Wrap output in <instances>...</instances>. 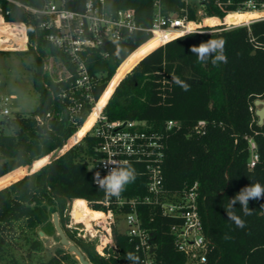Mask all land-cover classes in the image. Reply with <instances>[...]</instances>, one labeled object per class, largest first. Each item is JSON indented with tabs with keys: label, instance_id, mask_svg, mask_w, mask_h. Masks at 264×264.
I'll use <instances>...</instances> for the list:
<instances>
[{
	"label": "trees",
	"instance_id": "16d2710c",
	"mask_svg": "<svg viewBox=\"0 0 264 264\" xmlns=\"http://www.w3.org/2000/svg\"><path fill=\"white\" fill-rule=\"evenodd\" d=\"M19 1L36 7L45 2ZM85 1L66 3L68 8L81 10ZM107 3L113 10H133L142 27L152 24L154 0ZM0 5L3 12L10 10L7 21L27 23L29 49L17 52L35 55L36 62L29 68L40 95L33 112H18L4 121L12 126L13 133L0 132V252L18 248L21 240L28 243L29 255L42 250L40 231L49 236L57 233L53 223L57 212L67 237L93 264H130L128 253L137 256L134 242L118 226L113 227L115 246L107 248L106 256L98 253L96 241L80 237L67 227L69 202L82 198L90 208L100 210L105 197V192L92 182L89 167L98 140L88 133L75 144V133L98 101L100 105L106 102L103 111L110 119H144L155 130H162L168 119L182 122V128L168 138L164 183L173 192L196 182L200 186L199 209L210 241L207 261L201 264H264V200L249 201L250 215L236 205L234 211L244 221L243 228L225 213L229 197L242 187L256 182L264 185V124H258L256 112L251 109L255 99H264V20L219 32L186 34L161 46L174 34L150 39V32L138 30L122 40L106 42L87 54L89 71L95 77V101L75 94L74 99L84 104L83 110L76 113L68 109L74 103L69 92L74 78L57 81L43 69L48 54L74 66L37 28L41 18L7 0H0ZM182 7L180 0H164L165 14ZM218 38L226 41L227 63H201L189 51L193 45ZM62 90L68 91L65 98L59 96ZM200 119L207 122L203 133L193 130ZM250 138L259 153L253 168L248 165ZM61 149L64 152L58 155ZM49 155L56 157L49 161ZM33 163L35 171L26 174L27 166ZM146 180V176L136 175L122 193L145 194ZM150 214L155 215L149 228L157 264H186L187 258L176 249L170 232L173 220L146 207L144 219ZM70 255L74 254L58 250L39 264H64ZM9 264L27 263L12 255Z\"/></svg>",
	"mask_w": 264,
	"mask_h": 264
},
{
	"label": "built area",
	"instance_id": "2783aa9c",
	"mask_svg": "<svg viewBox=\"0 0 264 264\" xmlns=\"http://www.w3.org/2000/svg\"><path fill=\"white\" fill-rule=\"evenodd\" d=\"M7 1L41 18L37 28L43 31L44 38L65 54L69 63L74 66L71 68L60 56L48 54L49 58L45 60L43 69L57 81L74 78L69 90L74 103L69 104L68 109L76 113L83 110L84 104L74 99L75 94L81 93L86 99L95 101V77L89 71L87 54L91 50L101 48L106 42L122 40L138 30L150 32V39L165 33L174 34L164 39L159 45L161 46L186 34L219 32L239 26H250L253 22L264 20V0H180L183 7L169 14L164 13V0H154L155 11L149 27L139 25L133 10H113L108 6L107 0H86L81 10L68 8L66 0H45L41 7L31 6L19 0ZM8 14L10 10L3 12L0 5V18L3 22L21 25L26 36V47L15 51L28 50L30 43L27 23L7 21ZM233 14L247 15V18L229 21V16ZM208 19L217 21L207 22ZM34 48L38 49L37 43ZM108 54L104 53L105 56ZM55 60H58L61 66L57 74H54ZM67 94L68 91L62 90L59 96L65 98ZM14 98L13 94L2 98L3 114H10L8 102ZM97 102L95 101L91 113ZM103 110L104 108L100 110L92 127L85 134L91 133L98 140L96 154L89 160L90 169L92 172L100 170L103 174V169L98 165L101 161H127L135 169L136 175L146 176L147 191L145 194L132 196L121 193L119 197H108L105 194L101 201L102 208L98 210L102 215L91 220L92 229L79 225L83 220L76 218L74 214L75 199L69 202L67 214H70V219L67 227L76 231L80 237L96 241L98 253L106 256L109 254L107 248L115 246L113 227L120 223L125 224L126 228L122 231L134 242L140 264H157L154 254L156 248L149 228L150 224L155 222V215L150 214L144 219V209L152 207L163 217L173 220L170 232L176 249L186 256V264H201L207 261L210 241L199 209V184L196 182L181 191L173 192L166 188L164 183L168 138L170 133L182 128V122L168 119L162 130H155L147 120L110 119ZM50 115L48 113V116ZM206 124V120L200 119L193 130L203 133ZM84 136L75 144L80 143ZM249 144L251 156L248 165L253 168L259 160V153L252 138L249 139ZM63 152L61 149L57 154ZM100 231L103 234H98ZM82 232L86 234L82 235Z\"/></svg>",
	"mask_w": 264,
	"mask_h": 264
},
{
	"label": "rangeland",
	"instance_id": "374dc122",
	"mask_svg": "<svg viewBox=\"0 0 264 264\" xmlns=\"http://www.w3.org/2000/svg\"><path fill=\"white\" fill-rule=\"evenodd\" d=\"M17 51L19 50L0 49V132H4L5 134L13 133L12 126L4 122L7 121L8 117H12L18 112L30 114L36 109L40 100L39 92L34 87L33 71L29 68L31 63L36 62L35 55L33 53L19 54ZM48 58L49 57H46V60H48ZM55 64L54 74H57V72L61 70V66L58 60H55ZM12 94L15 95V98L8 102L10 114L5 115L2 113V108L4 107L2 98L9 97ZM259 107L258 105H253L251 109L255 113L256 109ZM254 119H258L256 114H254ZM53 156L54 155L49 156V160ZM33 171H35L34 163L31 166H27L26 174ZM86 214L89 215L88 212ZM79 225L92 229L91 222L86 223L83 220ZM118 227L124 230L126 225L120 223ZM84 234L86 233L82 232V235ZM98 234H103V232L100 231ZM40 237L44 243L42 250L36 252L31 251V255H29L28 243L25 242V240H21L20 242L22 245L19 243L18 248H9L8 252H0V264H9L12 255H15L17 259L27 264H39L40 261L49 260L58 253V250H62L65 253L69 252L68 247L60 242V237L57 233L51 236L40 234ZM71 242L74 243L73 241ZM64 264L81 263L77 255L74 254L65 259Z\"/></svg>",
	"mask_w": 264,
	"mask_h": 264
},
{
	"label": "clouds",
	"instance_id": "9594fccd",
	"mask_svg": "<svg viewBox=\"0 0 264 264\" xmlns=\"http://www.w3.org/2000/svg\"><path fill=\"white\" fill-rule=\"evenodd\" d=\"M225 45L226 41L223 38L209 39L202 41L199 45L191 46L189 51L197 57L199 62L207 63L211 60V63L216 65L218 62L227 63ZM184 90H187V85H184ZM98 165L103 169V174L100 170L93 172L92 182L98 189L104 191L108 197H119L125 186L136 178L135 169L127 161L112 159L110 161H101ZM250 200H264V185L259 182L250 183L229 197L225 213L228 219L233 221L237 227L243 228L245 225L244 221L236 215L234 209L239 204L243 213L250 215ZM127 260L130 264H140L139 257L133 253H128Z\"/></svg>",
	"mask_w": 264,
	"mask_h": 264
},
{
	"label": "bare ground",
	"instance_id": "6f19581e",
	"mask_svg": "<svg viewBox=\"0 0 264 264\" xmlns=\"http://www.w3.org/2000/svg\"><path fill=\"white\" fill-rule=\"evenodd\" d=\"M247 18V15L233 14L229 16V21H240ZM217 19H208L207 22H214ZM26 47V36L23 33L21 25L16 23L3 22L0 18V48L5 50H15ZM106 106V102L102 105L96 104L93 112L88 116L84 124L75 133L77 142L87 133L92 127L96 116ZM74 214L76 218L90 223L92 219H97L102 215L101 211L90 208L85 199L79 198L75 201ZM84 211V212H82ZM82 212V213H81ZM89 213L87 215L86 213Z\"/></svg>",
	"mask_w": 264,
	"mask_h": 264
},
{
	"label": "water",
	"instance_id": "95a60500",
	"mask_svg": "<svg viewBox=\"0 0 264 264\" xmlns=\"http://www.w3.org/2000/svg\"><path fill=\"white\" fill-rule=\"evenodd\" d=\"M145 57V56H144ZM143 57V58H144ZM143 58H141L140 60H139V62L143 59ZM138 62V63H139ZM137 63V64H138ZM136 64V65H137ZM135 65V66H136ZM134 66V67H135ZM133 67V68H134ZM132 68V69H133ZM131 69V70H132ZM130 70V71H131ZM129 71V72H130ZM254 103H255V105H258V106H260L259 108H257L256 109V115L258 116V124L259 125H262V124H264V99H261V98H257V99H255V101H254ZM56 156H54V157H52V159L53 158H55ZM53 223H54V226H55V229H56V231H57V234L59 235V237H60V242L63 244V245H65V246H67L68 247V250H69V253H72V254H76L77 255V258H78V260H79V262L81 263V264H93L87 257H86V255L81 251V249L75 244V243H72L71 242V240L67 237V235H66V233H65V230L63 229V227H62V225H61V223H60V219H59V215H58V213L57 212H55L54 214H53ZM40 234L41 235H44L45 233L43 232V231H40Z\"/></svg>",
	"mask_w": 264,
	"mask_h": 264
},
{
	"label": "snow or ice",
	"instance_id": "6c2138e0",
	"mask_svg": "<svg viewBox=\"0 0 264 264\" xmlns=\"http://www.w3.org/2000/svg\"><path fill=\"white\" fill-rule=\"evenodd\" d=\"M108 91L111 92V89H109ZM43 163H44V161H41V164H43Z\"/></svg>",
	"mask_w": 264,
	"mask_h": 264
}]
</instances>
